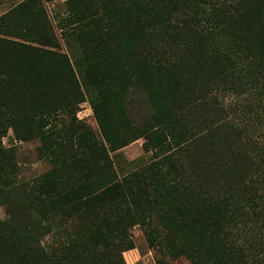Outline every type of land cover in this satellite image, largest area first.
<instances>
[{
    "label": "trees",
    "instance_id": "1",
    "mask_svg": "<svg viewBox=\"0 0 264 264\" xmlns=\"http://www.w3.org/2000/svg\"><path fill=\"white\" fill-rule=\"evenodd\" d=\"M68 6L75 23L90 21L78 39L104 142L84 125L75 138H66L69 127L51 128L85 93L43 0L0 16V202L17 184L10 130L20 141L38 138L53 165L21 187L36 225L0 220V264H53L43 238L74 219L84 229L65 264H128L135 226L160 264L164 256L264 264V140L245 120L250 97L264 90V0ZM222 90L238 98L227 103ZM139 138L147 151H166L118 178L110 152Z\"/></svg>",
    "mask_w": 264,
    "mask_h": 264
},
{
    "label": "rangeland",
    "instance_id": "2",
    "mask_svg": "<svg viewBox=\"0 0 264 264\" xmlns=\"http://www.w3.org/2000/svg\"><path fill=\"white\" fill-rule=\"evenodd\" d=\"M23 1L0 0V16L6 14ZM43 6L59 39L61 50L69 55L85 93L83 102L54 114L51 128H58L63 131L65 127H69L72 132L66 138L69 136L75 138L78 129H81L80 127L84 125L86 128H91L99 140L104 142L93 107L98 95L97 87L92 84L89 78L87 60L78 39L80 31L89 27L90 21L75 23L70 13L68 0H43ZM220 97L230 104L234 103L238 98L230 90H222ZM249 101L253 108L252 111H249L250 113L247 114L248 117L245 120L250 123L252 131L264 140V90L261 93L256 91ZM132 109L136 113V107ZM257 122L259 123L256 124ZM169 143L174 144L173 141ZM4 144L12 149L19 168L16 179L17 184L11 192L2 197L3 199L0 202V220L11 218L17 226L34 227L36 225V217L27 210L21 187L51 169L53 165L40 154L39 145L41 142L38 138L30 141H20L15 138L13 131L10 130L9 134L4 137ZM165 151L166 147L147 151L144 147V138H139L122 148L110 152L114 164L113 171L118 178H122L150 163L157 155H161ZM78 229L83 230L84 225L80 219H74L59 229V231L54 230L43 238L53 264H65L77 257L79 243L77 237L80 238V235L76 234ZM130 234L136 247L124 252L127 263L160 264L158 259L161 254L148 245L142 228L135 226ZM163 258L166 264H193L186 256L178 258L164 256Z\"/></svg>",
    "mask_w": 264,
    "mask_h": 264
}]
</instances>
